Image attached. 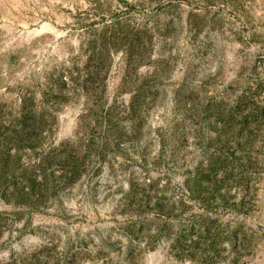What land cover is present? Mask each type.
Returning <instances> with one entry per match:
<instances>
[{
    "label": "rangeland",
    "instance_id": "obj_1",
    "mask_svg": "<svg viewBox=\"0 0 264 264\" xmlns=\"http://www.w3.org/2000/svg\"><path fill=\"white\" fill-rule=\"evenodd\" d=\"M0 264H264V0H0Z\"/></svg>",
    "mask_w": 264,
    "mask_h": 264
}]
</instances>
